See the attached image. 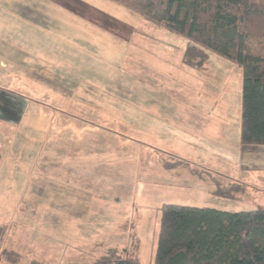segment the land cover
<instances>
[{
    "label": "rangeland",
    "instance_id": "1",
    "mask_svg": "<svg viewBox=\"0 0 264 264\" xmlns=\"http://www.w3.org/2000/svg\"><path fill=\"white\" fill-rule=\"evenodd\" d=\"M84 2L94 12H87L88 21L97 27L87 31L120 42L116 54L107 56L106 43L104 54L96 52L97 60H87L88 69L96 68L88 74L93 86L96 78L102 83L98 88L103 92L93 97L117 101L104 113L114 120H101L88 108L79 110L81 114L61 110L53 119L52 111L47 109L49 116H44L40 106L32 105L21 124L2 126L0 145L6 165L0 167V186L13 185L3 195L0 189V225L15 233L21 228H59L50 221L59 224L57 219L67 212H81L88 226L77 246L85 261L80 264L92 263L91 255L100 252L102 242L114 245L123 258L154 264L163 206L230 213L264 207V195L250 193L230 201L216 194L229 187V174L239 177L243 165L242 69L214 52H209L203 68H190L183 57L179 63L189 45L186 36L154 25L111 0ZM254 23V30L264 36V17L254 18ZM142 54L145 61L140 62L135 55ZM61 73L45 80L57 89L85 76L81 72L67 78ZM51 92L45 94L50 100L44 104L69 111L58 93ZM134 103L137 107L131 108ZM145 103L150 112L142 110ZM147 133L154 140H144ZM254 157L245 166L264 168V154ZM20 192L25 195L21 205L9 198ZM52 215L58 217H48Z\"/></svg>",
    "mask_w": 264,
    "mask_h": 264
},
{
    "label": "crops",
    "instance_id": "2",
    "mask_svg": "<svg viewBox=\"0 0 264 264\" xmlns=\"http://www.w3.org/2000/svg\"><path fill=\"white\" fill-rule=\"evenodd\" d=\"M83 1L0 0V128L21 124L26 117L25 110L32 105L40 106V112L44 116L48 115L47 109L52 111L53 119H57L55 115L59 114L61 110L63 113L78 112L81 114L79 110L88 108L96 111L94 115L97 118L100 117L101 120L110 118L108 123L111 122L112 117L108 118L104 113L108 111L106 108H109L110 105L111 108H114L117 101L109 99L102 101L103 97H93V93L103 92L98 88L102 86V83L100 79L96 78L94 83L97 87L93 86L92 77L88 74H93L96 68L88 69L87 60L94 58L96 52L98 55L104 54L101 50H104L102 46H105L106 43L110 46L105 48L107 56L116 54L115 47L120 45V42L113 37L112 39L104 38L101 34H98V37L92 36L95 32L87 31L88 29L96 30L97 27L88 21L87 12H94L87 9V6L84 5L86 3ZM122 44L126 46V43ZM88 45L93 47L87 51ZM135 50L137 49L133 50L134 53ZM135 56L140 59V62L145 61L143 54ZM182 57L180 54L179 63H181ZM94 59L97 60V58ZM77 61L78 63L75 64ZM92 65L94 66L95 63ZM88 70L92 71L87 72ZM61 71H64L67 78L75 77L81 72L85 76L83 81L70 84L66 88L60 86L56 89L45 79L55 73L59 75ZM61 74L64 76L63 73ZM113 79L115 78L113 77ZM175 80V78L172 80L173 87ZM104 82L106 85L108 84V81ZM149 82L151 83V81ZM51 87L52 92L50 91ZM48 92H51L50 94L58 93V98L64 102L62 106H66L70 110L66 111L68 109H62L60 106L55 109L51 105L44 104L50 100L44 97ZM41 94L43 97H39ZM66 102L68 103L65 104ZM133 105L131 108L137 107L135 103ZM148 106L149 104L145 103L142 105V110L150 112ZM79 114L76 117L83 119ZM72 119L80 121L76 118ZM112 120L114 119L112 118ZM145 136L144 140H154L151 133H147ZM240 149L243 152L240 175L237 177L236 173L231 178L232 174H229L230 177H227L229 183L236 181L244 184L247 192L245 196H250V193L264 195V168L245 166L251 157L255 156L254 158L257 159L259 155L264 154V148L245 147L241 143ZM4 162L2 149L0 167H5ZM12 185L9 183L8 186L7 182H4L0 186L1 195L4 194L6 188L12 189ZM21 194L20 192V196H10L9 198L21 205L25 197ZM1 202H5V200ZM48 217L56 219L58 216ZM57 220L59 224L55 220L50 222L59 228L49 226L46 230L38 231L21 228L15 233L8 225H4L7 228V234L3 248L21 255L20 261L16 264H80L85 262L78 254L82 252L78 251L77 246L81 238L87 234L84 233L88 226L86 214L67 212ZM99 244L100 252L98 254L94 252L91 255L94 257V261L105 256L111 250H116L110 243ZM0 264L11 263L4 261Z\"/></svg>",
    "mask_w": 264,
    "mask_h": 264
},
{
    "label": "trees",
    "instance_id": "3",
    "mask_svg": "<svg viewBox=\"0 0 264 264\" xmlns=\"http://www.w3.org/2000/svg\"><path fill=\"white\" fill-rule=\"evenodd\" d=\"M146 21L189 40L184 65L201 69L209 52L234 62L243 72L241 143L264 148V36L254 18L264 17V0H111ZM2 149L0 146V159ZM216 194L242 200L246 187L232 182ZM154 264H264V207L230 213L208 208L165 205ZM7 228L0 226V262L16 264L21 255L3 248ZM90 264H142L114 250Z\"/></svg>",
    "mask_w": 264,
    "mask_h": 264
}]
</instances>
